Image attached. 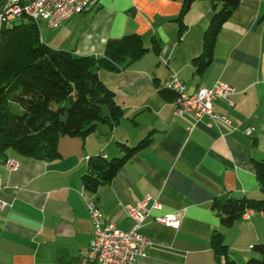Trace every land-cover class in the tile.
Returning a JSON list of instances; mask_svg holds the SVG:
<instances>
[{
	"label": "crops",
	"instance_id": "crops-1",
	"mask_svg": "<svg viewBox=\"0 0 264 264\" xmlns=\"http://www.w3.org/2000/svg\"><path fill=\"white\" fill-rule=\"evenodd\" d=\"M181 0H99L88 11L58 27L39 24L40 38L53 49L101 56L109 39L141 36L148 51L98 75L114 92L122 116L113 127L98 124L93 133L61 136L60 157L39 159L9 148L0 155V264H77L92 238L82 175L90 158L110 159L134 151L94 193L106 222L129 227L126 206L146 195L159 202L140 232L151 240L134 264H216L210 240L223 233L228 258H248L252 245L264 244V214L249 209L231 226L213 208L221 197L261 198L253 160L264 156V0H240L221 24L210 62L201 72L193 58L211 15L209 0H195L176 20ZM157 45V50L154 48ZM175 73L189 92L217 81L236 88L232 104L213 102L223 119L197 122L175 112L172 95L160 89ZM251 128L250 134L246 129ZM18 162L15 170L6 159ZM177 212L178 227L153 216ZM236 263V262H235Z\"/></svg>",
	"mask_w": 264,
	"mask_h": 264
},
{
	"label": "trees",
	"instance_id": "trees-1",
	"mask_svg": "<svg viewBox=\"0 0 264 264\" xmlns=\"http://www.w3.org/2000/svg\"><path fill=\"white\" fill-rule=\"evenodd\" d=\"M181 1L182 8L176 18L179 25L195 0ZM209 1L212 12L203 32L202 50L193 58L197 72L210 62L217 32L240 0ZM154 48L157 50L158 46ZM147 51L141 36L129 33L109 39L101 56L75 55L43 43L36 23L14 21L3 29L0 42V155L12 148L25 156L56 159L60 157V136L85 137L100 123L116 125L122 108L115 101L114 92L100 79L98 69H116L118 63L129 64ZM160 92H169L174 99L173 92L162 87ZM53 103L57 105L54 107ZM14 105L20 110H14ZM148 141L145 136L133 146L120 143L124 153L110 159L90 158L91 169L82 175L87 192L94 194L99 185L108 182L117 168ZM253 164L261 198L221 197L213 202L226 227L240 219L247 209L264 214V156L254 159ZM210 244L216 264H235L228 258L223 233L215 231ZM252 249L257 256L248 257L245 264H264V244L254 243Z\"/></svg>",
	"mask_w": 264,
	"mask_h": 264
},
{
	"label": "built area",
	"instance_id": "built-area-1",
	"mask_svg": "<svg viewBox=\"0 0 264 264\" xmlns=\"http://www.w3.org/2000/svg\"><path fill=\"white\" fill-rule=\"evenodd\" d=\"M99 0H0V42L3 29L12 25L16 20L34 22L38 26L44 22L49 28L58 27L67 18L81 14L91 9ZM162 88L174 93L173 105L175 112L191 117L195 122L207 116L213 122L223 119L214 112L213 102L225 100L232 104L231 97L236 88L232 85L217 81L211 87L200 86L189 92L186 84L175 73H170L164 80ZM251 128L246 129L250 134ZM6 167L15 170L18 162L7 158ZM4 184L0 179V191ZM85 203L92 223V238L88 248L81 254L77 264H134L136 259L144 256L151 240L140 232V227L150 217V209L158 208L159 202L146 195L141 201L126 206L129 227L118 229L113 222H106L98 206L94 194L86 197ZM0 199V208L5 206ZM247 209L242 217H248ZM155 222L178 227L177 212L157 215L152 218Z\"/></svg>",
	"mask_w": 264,
	"mask_h": 264
},
{
	"label": "rangeland",
	"instance_id": "rangeland-1",
	"mask_svg": "<svg viewBox=\"0 0 264 264\" xmlns=\"http://www.w3.org/2000/svg\"><path fill=\"white\" fill-rule=\"evenodd\" d=\"M62 104L65 105V102H63ZM56 105H57L56 103H53V106H54V107H55ZM13 109L16 110V111H19V110H20V108H19L17 105H14V106H13ZM60 137H61V136H60ZM250 252H251V254H250L249 257H251V256L256 257V256H257V252L254 251L253 249H252ZM246 259H247V258H246ZM246 259H244V258H238V257H237V260L235 259V262H236L235 264H245Z\"/></svg>",
	"mask_w": 264,
	"mask_h": 264
}]
</instances>
